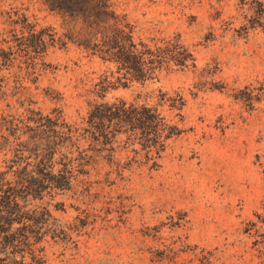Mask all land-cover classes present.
<instances>
[{"label": "rangeland", "instance_id": "obj_1", "mask_svg": "<svg viewBox=\"0 0 264 264\" xmlns=\"http://www.w3.org/2000/svg\"><path fill=\"white\" fill-rule=\"evenodd\" d=\"M112 1L137 41H177L186 66L123 86L115 66L72 40L70 26L43 0H0V46L10 43L4 35L14 11L44 28L50 43L36 59L18 55L0 70V85L7 83L0 142L4 123L30 115L27 107L60 115L83 135L68 153L66 187L44 171L24 197L39 230L24 261L264 264V0ZM31 63L36 69L27 75ZM104 77L108 104L158 107L169 135L159 156L130 132L112 139L84 132L96 102L91 88ZM7 147L0 171L14 157ZM32 164L27 171L36 172Z\"/></svg>", "mask_w": 264, "mask_h": 264}, {"label": "trees", "instance_id": "obj_2", "mask_svg": "<svg viewBox=\"0 0 264 264\" xmlns=\"http://www.w3.org/2000/svg\"><path fill=\"white\" fill-rule=\"evenodd\" d=\"M43 3L61 15L70 26L71 39L77 41L81 48L91 56L115 66L120 73L117 80H122L120 84L123 86L131 80L143 81L156 77L163 70L186 66L183 55L187 54L177 41H161V44L153 47L141 40L137 41L132 27L116 11L112 0H43ZM8 23L11 28L4 37L9 34L10 40L5 41L10 43L0 46V70L10 66L18 55L36 59L50 45L45 37V29H36L37 24L30 22L25 14L14 11ZM48 36L55 40L53 33ZM26 68L28 75V70H35L36 64H27ZM4 82L0 87L7 84ZM110 87L107 77L92 86L91 93L96 102L84 132L95 134L96 139H112L117 134L130 132L129 139L141 138L147 152L152 155L154 149L157 154L155 157L159 156L169 135L163 133L168 124L158 107L126 105L125 102L108 104L103 98ZM12 88L16 90L17 86L13 85ZM3 94L8 95L5 91ZM25 111H29L30 115L17 122L8 119L7 124L4 123L8 133L4 135V141L0 142V149L8 146V150L14 153V157L5 161L6 169L0 171V264H33L24 261V252L32 236L39 233V230H36L37 221L28 214L24 197L30 191H36L38 176L47 175L44 171L58 178L54 179L55 187H66L72 176L69 165L73 164L68 153H71L75 141L83 137L82 134L81 137L76 136L77 129L72 128L60 115L51 117L28 107ZM24 134H28V137L21 139ZM66 148L69 149L66 151ZM25 151L28 152L27 156L24 155ZM56 154L58 157H55ZM29 158L32 161H26ZM22 160L24 164L20 166ZM58 160H64L63 166L55 170V165L60 163ZM33 162L37 171H27ZM47 216L50 214L47 213ZM16 254H19V260ZM37 264H43V261Z\"/></svg>", "mask_w": 264, "mask_h": 264}]
</instances>
